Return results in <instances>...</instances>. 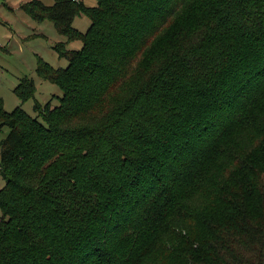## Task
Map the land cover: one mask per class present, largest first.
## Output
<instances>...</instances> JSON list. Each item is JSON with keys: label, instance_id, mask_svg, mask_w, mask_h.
I'll return each mask as SVG.
<instances>
[{"label": "trees", "instance_id": "trees-1", "mask_svg": "<svg viewBox=\"0 0 264 264\" xmlns=\"http://www.w3.org/2000/svg\"><path fill=\"white\" fill-rule=\"evenodd\" d=\"M20 9L68 66L0 98V264H264V0Z\"/></svg>", "mask_w": 264, "mask_h": 264}, {"label": "rangeland", "instance_id": "rangeland-1", "mask_svg": "<svg viewBox=\"0 0 264 264\" xmlns=\"http://www.w3.org/2000/svg\"><path fill=\"white\" fill-rule=\"evenodd\" d=\"M44 6H51L54 0H38ZM88 8L97 6V0H81ZM32 0H0V98L4 109L12 112L19 104L14 88L22 78L28 77L35 86L32 99L22 102V109L31 117H35L34 104L51 103L58 106L62 91L54 84L41 80L35 73L38 59H42L54 69L68 66L66 59H59L53 46L66 43V38L59 35L51 21L37 23L30 15L20 9L24 3ZM90 21L87 16L80 15L74 19L72 27L84 33ZM80 41L67 42V50H79ZM9 128L0 130V143L5 140ZM0 176V189L4 186Z\"/></svg>", "mask_w": 264, "mask_h": 264}, {"label": "built area", "instance_id": "built-area-1", "mask_svg": "<svg viewBox=\"0 0 264 264\" xmlns=\"http://www.w3.org/2000/svg\"><path fill=\"white\" fill-rule=\"evenodd\" d=\"M0 20H1V17H0Z\"/></svg>", "mask_w": 264, "mask_h": 264}, {"label": "crops", "instance_id": "crops-1", "mask_svg": "<svg viewBox=\"0 0 264 264\" xmlns=\"http://www.w3.org/2000/svg\"><path fill=\"white\" fill-rule=\"evenodd\" d=\"M1 47V46H0Z\"/></svg>", "mask_w": 264, "mask_h": 264}]
</instances>
